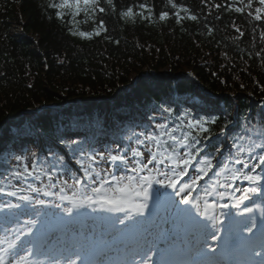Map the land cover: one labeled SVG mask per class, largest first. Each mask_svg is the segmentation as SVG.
<instances>
[{"label": "trees", "instance_id": "1", "mask_svg": "<svg viewBox=\"0 0 264 264\" xmlns=\"http://www.w3.org/2000/svg\"><path fill=\"white\" fill-rule=\"evenodd\" d=\"M98 2L87 15L81 10L73 16L74 8L52 6L62 0H0V126L8 120L0 135V188L13 191L10 180L22 178L16 173L23 172L29 154L28 169L34 164L38 169L32 177L57 173L76 163L81 152L86 159L87 142L92 149L96 141H117L129 132L137 138L134 125L160 133L156 116L178 138L190 133L199 142L201 160L226 142L246 150L264 146V12L255 19L256 8L264 5L259 0L251 6L249 0ZM129 8L133 15L123 16ZM162 12L168 13L163 20ZM80 31L91 35L73 34ZM163 69L167 73L151 76ZM140 75L110 109L94 101L116 96ZM67 100L91 102L56 107ZM38 107L43 109L37 112ZM189 120L208 131L189 128ZM78 145L81 151L73 154Z\"/></svg>", "mask_w": 264, "mask_h": 264}, {"label": "rangeland", "instance_id": "2", "mask_svg": "<svg viewBox=\"0 0 264 264\" xmlns=\"http://www.w3.org/2000/svg\"><path fill=\"white\" fill-rule=\"evenodd\" d=\"M159 73V72H158ZM167 73V69L161 70L159 74ZM133 85L128 84L126 86V90L131 88ZM225 97H232L234 94L227 93L224 95ZM104 102L105 104H109L106 98H96L94 101ZM119 100H122L120 98ZM118 100V101H119ZM91 102V101H89ZM89 102H83L86 105ZM113 103H111L112 105ZM108 105V106H109ZM110 105V106H111ZM58 106H62V103ZM43 108V107H40ZM111 107H109L110 109ZM155 126H163L166 124V121L163 117H158L153 120ZM136 127V125H135ZM166 129L165 126L162 127V131ZM71 134V133H70ZM157 136L160 137L159 134H152L148 129H141L140 136L138 137L139 140L144 141L145 136ZM72 136V134H71ZM128 136V137H127ZM124 137V145L122 147L121 144L115 143L114 145L107 146L104 144H100L97 146V150L94 151L89 156L95 157V161H89L88 159L85 164V167H91L95 172H100L101 175L105 173H113L117 176H135L136 174L127 171L132 167H135V161L137 158H134L132 155V149L137 148L143 154L140 158H138L141 162L146 163L150 157L149 146L153 151H157L156 149V141H151L150 145L148 141H145L142 144H138L137 140H134V137L130 135V132ZM161 139V137H160ZM86 143V142H85ZM229 148L226 163L221 168V158L216 156L214 161L213 169L207 175H203L202 173H198L197 168L189 167L188 172L185 176H182L177 180V188H167L165 185L157 184L155 182L152 183L151 188L148 189V199L146 201L147 207L144 208L142 213L132 212L130 216H128V212L130 211L129 208H125L124 211H108L101 209L98 205L93 206H85L81 207L78 210H74L72 214L66 213L63 211L64 208L70 207L69 199H62V197H77L80 198L85 194L95 195L91 193V187L88 188V192H84V184H88L91 186V181L85 179L84 174L80 171V168L75 165V167H71L66 165L63 171L58 172L56 175L46 174L39 176V179L36 177H22L20 179H11L12 180V188L13 191H20L23 190L21 195H18L15 192L14 195H9L8 192L4 193L0 198V240H15L16 236L21 231H26L28 227L32 228L31 233L26 234H38L44 228L57 224V223H64L68 224L67 227L70 231H77L74 228L75 222H81L82 220L85 221L83 224L86 226L93 227L96 223H104L106 221H110L113 219L118 218V223L120 219L124 220V224L122 225V229L126 230L131 228L132 224L137 226L140 221L145 219L146 221L150 218L153 210H157L159 213L170 211L172 208V204L181 200V198L187 195L189 192L192 194L188 196V199L191 201L192 204H212L214 206L219 204V201L222 200L225 193V187L231 182L234 183L236 180H232V175L234 173H243L246 174L248 172L253 173V175L257 176H264V166H261L258 161V156L264 154V149L261 151H246L237 146H230L227 145ZM28 152H26L27 154ZM57 152L56 154H59ZM117 153L123 155L127 153L128 165L126 168L117 164L115 167L112 166L111 162L107 159L109 155H116ZM100 154V155H98ZM164 153H160V156L163 157ZM103 156V159H101ZM33 154L27 155V167L29 168L30 164L29 161H33ZM255 158V159H251ZM242 161L243 163H236V161ZM197 164V161L193 162ZM244 164H248V167H245ZM260 165L259 168H257ZM150 168H156L154 165H149ZM183 166H180L182 169ZM159 171H164L163 167L159 168ZM147 172H143L140 175H147ZM202 175V179L197 181V187L195 189H185L180 195H177V191H179L180 184H187L190 183L193 179H195L196 175ZM249 174V173H248ZM153 181L155 180H167L172 178L171 173L167 177L161 176L157 174V171L154 170L152 172ZM51 177V179H50ZM75 179H81L82 184L80 186L73 187ZM240 179V178H238ZM65 181H67V185H65ZM239 184L244 183L243 186H248L247 182H243L239 180ZM52 185H56L52 187ZM123 186H126L125 192H117L114 190H110L105 188L100 195L109 196V197H123L126 199L129 204H138L142 203L143 197L137 196V192L140 191V187L137 181L135 180H128L127 178L123 181ZM31 188L40 189L39 192L31 191ZM63 188V191L61 189ZM20 189V190H18ZM191 190V191H190ZM157 191L161 193L169 194L167 197H161L160 199L156 198ZM27 196L29 199L25 200L23 197ZM37 200L45 201L44 204L36 203ZM164 200L165 203L169 201L171 203V207L162 208L159 203L160 201ZM163 202V201H162ZM11 205V207L4 208V205ZM19 205V207H16ZM60 205V207H57ZM164 210V211H163ZM107 212V213H106ZM30 221H35V224H30ZM159 224V222H158ZM126 225V226H125ZM165 224L163 223L161 227H164ZM44 227V228H43ZM133 228V227H132ZM160 228V227H159ZM158 228V229H159ZM80 230V228L78 229ZM91 231H94L91 229ZM26 241L18 240L16 241V254L17 256H26ZM0 247H7L6 244H0ZM16 257L9 256V259H14Z\"/></svg>", "mask_w": 264, "mask_h": 264}, {"label": "snow or ice", "instance_id": "3", "mask_svg": "<svg viewBox=\"0 0 264 264\" xmlns=\"http://www.w3.org/2000/svg\"><path fill=\"white\" fill-rule=\"evenodd\" d=\"M109 4H111V0H107ZM172 0H169V3H171ZM252 0H249L248 6H251ZM259 3L261 5H264V0H259ZM81 5H83V8H81ZM56 8H74L75 11L72 13L73 16L77 15L81 10L85 12L87 15L90 10L94 11L96 7H99L98 0H73V2L70 3V0H62V3L52 5ZM140 8H145L146 6L144 4L139 5ZM172 7H177L175 4H172ZM237 12H241L242 9L237 7L235 9ZM99 11L103 12L104 8H99ZM183 11L187 12V9H183ZM264 12V7L256 8L257 15L255 16L256 20H260L261 16L259 13ZM142 15V13H140ZM123 16L131 17L133 15L132 9L129 8L126 12L122 13ZM167 12H162L160 14V19L163 20L167 17ZM249 15H252V13H249ZM57 16L61 17L62 13L57 12ZM189 19L195 20V16H188ZM177 19L179 21L180 16L177 13ZM103 25L101 23V29ZM78 34L81 37H89L91 34L86 33L83 31H80ZM96 35H99V31L95 32ZM262 38H264V33H261ZM194 126H199L200 131L207 132L208 129H206L203 124L200 123V121H188V127L192 128ZM163 127V126H158ZM223 131V129H221ZM167 136V140H161L160 137ZM183 138H178L175 134H173L171 131L164 129L160 132V137L157 136H145L144 141L137 140L138 144H142L145 141L149 142V145L151 141H156V149L157 151H153L151 147L149 146V152L150 157L147 160L146 163L141 162L138 158H140L143 154L139 151V149L134 148L132 149V155L134 158H137L135 161V167H132L130 169H127V171H130L131 173L136 174L135 176H117L113 173H105L104 175H101L100 172H95V175H93V172L95 171L91 167H85L83 169L84 171V177L87 180L91 181V186L88 184H84V192H88V188L91 187V193L95 195H89L85 194L80 198H77L75 196L69 198V197H62V199H69L70 207L64 208L63 211L66 213L72 214L74 210H78L81 207L85 206H93L98 205L101 209L108 210V211H124L125 208H129L130 211L128 212V216L131 215L132 212L136 213H142L144 208L147 207V199H148V189L151 188V185L153 182L161 185H165L167 188L176 189L177 188V180H179L180 177L185 176L188 172L189 167L197 168V164L200 165L197 168L198 173L207 174V172L211 169H213V161L211 159H203L198 160V157L195 153H200L201 149L197 146L198 141H194V138L191 137L190 133H183ZM205 139H207V136H205ZM74 144L76 142H73ZM264 147V146H261ZM76 151H81L79 145L73 149V154L76 153ZM219 151V150H218ZM160 153H164L163 157L160 156ZM100 155V154H98ZM19 159V158H18ZM55 159V156H54ZM85 157L83 156V153L81 152V157L76 160L77 164H83V160ZM89 161H95V157L89 156L86 157ZM101 159H103V156H101ZM107 159L111 162L112 166L115 167L117 164L124 166L128 165V159H127V153L121 155L117 153L116 155H109ZM255 159V158H251ZM197 161V164H194L193 162ZM258 161L261 166H264V154H261L258 156ZM236 163H243L242 161H236ZM149 165H154L156 168H150ZM180 166H183L182 169H180ZM245 167H248V164H244ZM163 167L164 171H159V168ZM156 170L158 175L167 177L169 175V172L171 173L170 179L167 180H155L153 181L152 172ZM38 171L35 164L33 165V169L30 171L27 167L24 168L23 172H17V176H31L34 172ZM143 172H147V175H140ZM39 179V176L36 177ZM128 180H135L138 182L140 191L137 192V196H142L143 201L142 203L138 204H129V202L124 199L123 197L117 198V197H109V196H103L100 195V193L105 190V188L114 190L117 192H125L126 186H123V181L125 179ZM233 180L238 178H243L252 184L256 185L255 187H250L245 190L246 194L244 195V199H249V196L247 193H255L260 190L259 184L262 179H264V176H257L248 174L245 175L243 173L233 174L231 177ZM51 179V177H50ZM202 179V175H196L195 179H193L190 183L187 184H181L179 191H177V195H180L181 192H183L185 189H195L197 187V181ZM65 185H67V181L64 182ZM82 184L81 179H75L74 178V184L75 186H80ZM56 185H52V187H55ZM228 187H231V185H228ZM4 189L0 188V192H3ZM31 191L33 192H39L40 189L37 188H31ZM63 191V188L61 189ZM15 193H9V195H14ZM192 193L189 192L187 195L183 196L181 198V203L188 204L191 203V201L188 199V196ZM169 194L167 193H161L157 191L156 198L160 199L161 197H167ZM23 199L28 200L29 198L27 196L23 197ZM36 203L38 204H44L45 201L43 200H37ZM242 203V201H241ZM240 204L238 203L236 207H239ZM4 208L11 207V205H4ZM16 207H19V205H16ZM57 207H60V205H57ZM209 205H205V209L207 210ZM197 210L199 211V205H196ZM253 208H244L245 213L253 212ZM201 215H205L206 212H201ZM30 224H35V221H30ZM120 224H124V220H119ZM264 223V221H262ZM252 227L246 226L247 232H252L253 228L256 227V221H251ZM126 226V225H125ZM32 228L28 227L26 231H21L15 238V240H0V244H6L7 247H0V264H35L33 261H29L26 256H17L16 254V241L20 240L22 236H25L26 233H31ZM215 238V237H213ZM147 243V242H146ZM261 247L262 251L257 253L256 252V245L252 244L249 247V254L250 255H260L264 256V244L259 245ZM153 252V247H147V250L144 252V260L142 261V264H150L151 262V256L148 255V253ZM16 257L14 259H9V256ZM76 256L80 260V264H90V261L86 260L85 257L89 255V250L84 245L79 246V248H76L73 246V250L71 254L66 257V264H77V261L75 259H72L71 256ZM50 264H60V260H57L55 257L51 260Z\"/></svg>", "mask_w": 264, "mask_h": 264}, {"label": "bare ground", "instance_id": "4", "mask_svg": "<svg viewBox=\"0 0 264 264\" xmlns=\"http://www.w3.org/2000/svg\"><path fill=\"white\" fill-rule=\"evenodd\" d=\"M158 72L160 73L161 70ZM158 72L152 73L151 76L158 77L160 75ZM144 74H146V73H144ZM183 74H185V73H183ZM141 77L142 76L140 75V76L134 77L133 79H139ZM133 79H132L131 83L134 86ZM131 83H129V84H131ZM198 86H200V85L198 84ZM132 87L128 88L126 90V86H125L117 92L116 96L105 97V98H106L107 102L110 104L111 103H113V104L117 103L120 98L123 99L124 96H126V93L128 91L133 89ZM74 104L79 105V106L85 105V103H83V101H81V100H74V101L67 100V101L62 102V106H64V107H72ZM39 108L40 107L35 108V110H38ZM5 126H7V125H5V123H3L0 126V131ZM7 128H8V126L0 132V135ZM259 167H260V165L257 168H259ZM248 173L253 175V173H251V172H248ZM248 173H246L245 175H248ZM235 174L239 175L237 172ZM235 180L236 181L234 183L230 182V181H233V179L229 180L230 183L228 185H231V187H228V185L226 186V191L224 193L225 195L222 198V200L219 201V204L215 207V209H216L215 213H212V211H213V205L212 204H208L209 207L206 210L205 209L206 204H191V203L184 204V203L180 202L181 200H179L178 202H175V204H172V208H170L171 209L170 211L161 212L158 215L159 222H162V223L165 222V224H166L167 220H169L170 214L175 215L174 218H176L177 216H181L180 221L182 220L183 226H176L177 232L180 231L182 233V235H184L185 232L190 230V227L192 226V224H195V228H197V229L199 227H201V228H203V231L204 230L212 231L214 234L211 236L212 237L211 240H214V241L216 240V242H217L220 239V237L222 236V232L224 231V226L228 222V217L230 215V212L233 211V209L236 207V205L238 203L242 204V203H244L245 200H247V199H244V195L246 194L245 190L250 188V187L256 186V185L252 184L251 182H249L243 178L235 179ZM239 180H242L243 182H247L248 186L244 187L243 186L244 183L239 184V182H240ZM259 188H260L259 191L255 192V193H247V195L249 196V199L253 198L254 196L261 198L263 200V207H264V179H262L260 181ZM162 201H160V203H159V205L162 208L166 207V209H167V208L171 207V203H169V201H167V203H165L164 200H162ZM241 201H242V203H241ZM196 205H199V211L197 210ZM201 212H206V214L201 215L200 214ZM207 222L212 224V225H210V228L204 227L205 223H207ZM170 225H173V223H171ZM168 228H170V227H168ZM168 231H170V230H168ZM161 232H159V235L154 237L155 238L154 240H150L147 243L144 242V239H142V241H140L141 239L135 240L134 243H132V246H135L134 248L137 249L138 251L137 252H130V253L126 254L127 260L124 261L122 264H142V261L144 259L143 260L140 259V255H142L144 253V251H145L144 249H146V247H149L148 244H153V248H154L153 252L148 254L151 256L150 264H156L160 261V259H164L166 261H169L172 258V256H173L172 254L174 253L176 247L174 246L171 249V246L173 244H169L168 246H166L165 242L168 239V235L166 234V232L165 233H161ZM169 234H170V232H169ZM198 234L202 235V233L199 232L196 234L197 237H198ZM149 235H150V233H149ZM171 236H173V235H171ZM35 237L36 236H31L30 234H26L25 236H22L20 239L24 240V241H30L33 243V242H35ZM123 237L124 236L122 234H119V236L116 237L115 239H110L109 243L115 244L116 241H118V243H119V241L121 242L123 240ZM213 237H215V238H213ZM191 242L192 241L186 242V243L189 244ZM216 242L214 244H212L211 246L209 244H207V245H205V247H201V244L196 245V247H193V249H195V251L194 250L192 251V253H191L192 257L195 258L199 264H212V263H208V262L210 261V259L215 258L214 252H215V248H216ZM43 243H44V241L42 240V238L38 242V245H37L38 247H35V243H34V245L32 247H35V250L30 248L31 249L30 254L33 256H37V257L41 254H45V251L43 250V248L46 244L50 245V242H47L44 244ZM79 246L80 245H78V247H76V248H79ZM102 248H101V246L97 245V241H95L94 243H92V247L88 249L89 255L86 257H88V258L90 257L89 260H91V258H94V259L98 258L97 253ZM184 250H185V247H182V250H181V251H183L182 255H186ZM166 252H168V253H166ZM53 254L63 255L64 253H60V254L59 253H53ZM99 254H100V252H99ZM112 255L115 257L120 256V249L117 251H113ZM75 260L77 261V264L80 261L76 256H75ZM104 260H106V258ZM97 261H99V260H97ZM115 262L116 261L112 260L110 262V264H114Z\"/></svg>", "mask_w": 264, "mask_h": 264}, {"label": "water", "instance_id": "5", "mask_svg": "<svg viewBox=\"0 0 264 264\" xmlns=\"http://www.w3.org/2000/svg\"><path fill=\"white\" fill-rule=\"evenodd\" d=\"M8 121V120H7ZM7 121L5 122V124L7 123Z\"/></svg>", "mask_w": 264, "mask_h": 264}]
</instances>
